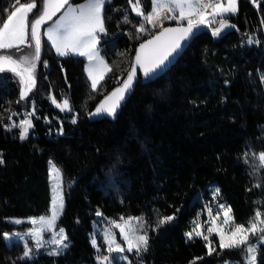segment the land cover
I'll use <instances>...</instances> for the list:
<instances>
[{
	"label": "trees",
	"instance_id": "1",
	"mask_svg": "<svg viewBox=\"0 0 264 264\" xmlns=\"http://www.w3.org/2000/svg\"><path fill=\"white\" fill-rule=\"evenodd\" d=\"M13 5L15 0H0V16ZM142 6L150 11L151 0H142ZM125 14L131 23L123 22ZM104 17L102 53L112 71L97 91L84 57H60L49 44L26 99L20 100L19 78L0 72V234L16 227L10 217L48 211L52 157L64 174L59 224L71 241L60 255L44 252L20 260L21 245L9 246L0 235V264H98L91 244L97 211L105 217L145 218L148 250L140 256L133 252L132 264H218L233 258V250L218 253L216 234L211 240L217 251L208 255L202 238L188 240L185 233L198 214L205 217L200 198L208 197L213 184L236 223L246 224L257 208L264 212V168L255 155L264 152V0H239L238 13L225 15L235 27L219 36L212 35L219 16L201 25L163 75L149 79L137 68L114 118L88 113L121 85L137 46L161 28L146 24L149 31L138 33L142 18L128 0H108ZM171 24L186 21L164 20L163 27ZM249 37L259 43L249 44ZM51 97L68 98L73 110L61 111ZM33 107L34 127L26 139L19 138V128L6 130L4 125L19 124ZM173 214V221L155 229L160 217ZM257 262L264 264V246Z\"/></svg>",
	"mask_w": 264,
	"mask_h": 264
},
{
	"label": "snow or ice",
	"instance_id": "2",
	"mask_svg": "<svg viewBox=\"0 0 264 264\" xmlns=\"http://www.w3.org/2000/svg\"><path fill=\"white\" fill-rule=\"evenodd\" d=\"M108 0H85L84 3L73 6L70 0H42V4H38L37 0H28V2L21 3V0H15L13 5L14 10L9 11L5 9L6 16H0V50L16 49L20 51L23 46L33 47L34 53L29 55H21L14 58L11 54H0V72L10 71L19 78L20 100L28 97L29 93L36 86L35 69L37 62L40 61L42 39L40 28L46 21H52L53 17L64 9L63 13L55 20L54 24L47 27L43 35L51 42L52 47L56 50L59 56H67L70 54H77L85 56L88 64L85 67L89 79L91 81V88L93 91L98 90V85L104 80L105 75L112 71V67L107 64L105 58L100 55L97 48L98 33L106 32L104 25L105 17L103 10ZM238 0H151V9L148 12L143 10L142 0H128L132 7V11L142 18V22L137 27V32L143 34L149 31L147 25L153 28L159 27L162 30L152 36L151 39L145 40L136 49L134 62L127 73L121 85L111 93L105 95L104 99L96 106L93 112H89V116L107 114L108 116L115 117L121 102L126 98V94L132 87V82L136 78L137 68L142 70L145 77L156 73L163 68L170 57L181 48V41L190 39L201 25L215 20L220 17L218 21L219 26L212 29L213 36H219L222 31L228 28H234L235 25L229 23L225 18V14L234 15L237 12ZM255 4L257 0H252ZM211 9V13H208ZM38 10L39 14L35 19L30 20V15ZM170 13H173L170 15ZM124 23H131L127 14L123 16ZM164 20L186 21L187 26L180 25L178 27H163ZM264 23V21H262ZM249 44L259 43L258 40H253L249 37ZM123 55V53L121 54ZM47 66V61L43 62ZM52 103L55 104L61 111L71 112L72 106L68 98H64L62 103L57 102L55 97H51ZM19 103V101H17ZM34 104V102H33ZM35 112L27 113V117H31ZM11 120V117H9ZM71 122H77V115L72 116ZM6 130L11 131L13 128H19V138L24 140L29 134V129L34 127L33 122L29 118L19 121V124L12 122L4 125ZM62 132V127H61ZM260 162V167L264 168V152L255 154ZM247 156V153H245ZM4 163L0 158V164ZM50 163V179H56V189H59L60 181L62 179V170L57 167L53 162ZM53 174L55 176L53 177ZM261 187L259 183L254 185ZM220 193V189L216 188L213 192L215 198ZM63 196L54 197L49 208L50 215L40 217H29L33 225L39 223L40 227L29 229V235L36 241L35 246L29 247V243L24 236L20 233L4 232L0 235L6 240H12L15 236L22 240L23 253L19 257L20 260L32 259L34 249H41L44 244L51 243L54 245L49 251L48 255H60L63 250L69 247L67 236L64 228H58L56 234L49 240L43 239V232L45 230L51 231L57 227L56 221L63 213ZM216 217L220 216L223 212V225L229 226L225 230L222 226L215 225V218L212 217V209H208L209 217L213 226L207 228V234L201 231V225L197 220L192 223L194 227L191 231L185 233L188 240L194 238H202L205 241L207 254H214L217 249L213 246V241L210 239L211 234L215 233L219 237V249L221 251L231 249H241L245 255V264H257V252L261 246H264V212L257 208L254 215L249 218L245 223H236L232 215L230 205L223 203L218 204ZM96 215L102 216L100 211ZM175 219V215H166L159 218L155 229H158L165 223L171 222ZM117 220L110 221V224L120 230V235L123 238L124 244L116 240L115 235L112 233L111 228L105 229L103 239L107 245L108 255L99 254L100 245L96 239V233H93L91 244L93 248L97 249L98 255L96 259L98 264H114L119 260H128L127 255L114 256L113 254H122L127 250L128 253H135L140 256L142 252H146L149 246L148 230L142 217L127 218L120 217ZM16 224L22 223L21 220L16 219L11 221ZM153 229V230H155ZM253 237H256L253 242ZM196 259H203L202 257ZM195 264V261L190 262ZM225 264H228L226 261Z\"/></svg>",
	"mask_w": 264,
	"mask_h": 264
},
{
	"label": "rangeland",
	"instance_id": "3",
	"mask_svg": "<svg viewBox=\"0 0 264 264\" xmlns=\"http://www.w3.org/2000/svg\"><path fill=\"white\" fill-rule=\"evenodd\" d=\"M84 2H85V0H81V1H77V2L76 1H73V0L70 1V3L74 7L77 6V5H79V4H82ZM237 9L238 10H237L236 14L239 11V0L237 2ZM63 11H64V9H62L60 13H57V15L53 17L52 21H46L45 24L42 25L41 28H40L41 39H42L41 57H42V55L44 53L45 45H48V44L51 45V42L48 40V38L43 35V32H44V30L47 27H50V26H52L54 24L55 20H57L59 18V16L63 13ZM207 11H208V13H211V9H208ZM37 15L38 14H37L36 10H34V12L30 15L29 19L30 20L35 19ZM103 15H104V10H103ZM225 15H230V14H225ZM209 21H211V17H209ZM104 25H105V21H104ZM105 28H106V26H105ZM103 34L104 33H98V41H99V43L97 44V48L99 49L100 55L104 57V55L102 53V45H101L102 35ZM53 51L56 53V50L54 48H53ZM32 53H34V48L33 47H27V46H23L20 51H17L16 49H12V50H0V54H11V55L14 56V58H18L21 55H29V56H31ZM70 56H80V55L70 54V55H67V56H60V57H70ZM41 57H40V59H41ZM81 57H84L86 59V65H87L89 63L88 60H87V58L85 56H81ZM39 62L40 61L37 62V67L35 69V76H37V72H38V68H39ZM107 64H108V62H107ZM102 82L103 81H101L100 84ZM62 100H57V102L62 103ZM63 112H65V111H63ZM27 118H29V119L32 120V116L31 117H27ZM32 122H33V120H32ZM30 130H31V128L29 129V133H30ZM50 161L53 162L57 167H59L61 169V167L56 163V161L52 157L49 158L48 163ZM49 169H50V163H49ZM54 176H55V174H53V177ZM49 179H50V174H49ZM56 184H57L56 179H54V178L53 179H50V187H51L52 200H53L54 197H58L59 195L62 194V196H63V202H64V207H65V190H64V174H63V171H62V179L60 181V186H59V189L58 190L56 189ZM216 188H219L217 184L211 185L210 188H209L208 197L207 198H202V197L200 198L201 201H202V203H203V212L205 214V217L204 218L203 217H200L197 220V223H199L202 226L200 230L203 231L205 234H207V228L213 226L212 223H211V218L209 217V214H208V209L209 208L212 209V217L215 218V225L216 226H222V227L225 228V230H228V228H229V226L223 225V212L220 213V216L219 217H216V212L218 210V208H217L218 204L223 203V204L227 205L226 202L220 201L218 199V196H216L215 198L213 197V192H214V190ZM52 200H51V203H52ZM64 207H63V212H64ZM46 215H50L49 209H48L47 212H45L43 214H40V215H33V216H26V217H10V218L7 219L9 222H11L13 220H16V219H19V220L22 221V223L16 224V223L11 222L16 227L13 230L7 231V232H9V233H20L22 236L25 237V239H27V241L29 243V247H33L34 248L36 241L29 235V229L40 227V225H39V223H37L36 225H33L28 218L29 217H40V216H46ZM61 216L62 215H60L59 218H58V220L56 221L57 227L55 229H52L51 231L45 230L43 232L42 235H43V239L45 241H49L56 234V232L58 231V228H61L62 227V228L65 229V227H63V226H61L59 224V220H60ZM129 216H132V217H142V216H135V215H129ZM129 216H126L125 215L123 217L127 218ZM120 217H122V216H120ZM119 218L105 217L104 215L98 217L97 215H95V221H94V224H93V231H92V234H91V238H92L93 233H96V239H97L98 244L100 245L99 254L108 255L107 245H106V243H105V241L103 239V233H104V230L105 229L111 228V231L115 235L116 240L118 242H121L122 244H124L123 238L120 235V230L118 228H115L114 226H112L110 224V221H112V220H117L118 222L122 223V221H119ZM142 218H143V221L145 222V225L147 227V223H146L145 218L144 217H142ZM245 225L247 226V224H245ZM193 227H194V224L192 225V228ZM192 228H191V230H192ZM65 234L67 236V241L66 242L69 244V247L67 249L63 250L62 253L66 252L70 248V246H71V241L69 239V235H68L66 229H65ZM213 234H215V233H213ZM213 234H211V236ZM211 236H210V239H211ZM217 238L219 240V237L218 236H217ZM252 239H253V242H254L255 239H256V237H253ZM6 242H7V244L9 246H12L15 242L19 243L21 245V247H22V251H21V255H22L23 250H24V248H23V243L24 242L22 240H20V239H18L17 237L14 236L12 238V240H6ZM124 246H125V249H126V244H124ZM52 247H54V245H52L51 243H47V244H44V246L41 249H39V250H35L34 249V255H33V257H35V256H37V255H39L41 253H44V252L45 253H48V251ZM215 247H217V245ZM95 250H96V253L98 255L97 249H95ZM231 250H233V252H234L233 258H226L225 260L220 261L218 264H225L226 261L228 262V264H245V255H246V253H244V251L243 250H240V249H231ZM218 253L223 254V252L220 251V250H218ZM131 254H133V253H128L127 250H125V252L122 253V254H115L114 253L113 255L114 256L127 255L128 256V260L131 261V264H132V259H131V256H130ZM236 254L238 256H236ZM257 254H258V252H257ZM243 256H244V258L241 261V257H243ZM117 262H122V263L128 264V261L119 260V259H117L114 262V264H116ZM257 264H258V262H257Z\"/></svg>",
	"mask_w": 264,
	"mask_h": 264
},
{
	"label": "water",
	"instance_id": "4",
	"mask_svg": "<svg viewBox=\"0 0 264 264\" xmlns=\"http://www.w3.org/2000/svg\"><path fill=\"white\" fill-rule=\"evenodd\" d=\"M180 25H183L185 27L187 26V24H171V25H166L164 27H172V28H175V27H178ZM161 30L162 29L158 30L157 32H159ZM198 32H199V29L195 32V35H193L190 39H187L185 41H181V45H182L181 48L178 49L177 52L174 53L172 57H170L169 61L166 62L165 66L163 68H161L160 70H158L156 73L151 74L150 76H148L146 78L152 79V78H156V77H159V76L163 75L179 59V57L186 51V49L189 46V44L191 43V41L194 40V38L198 35ZM155 34H153V35H155ZM152 36L146 38L145 40L151 39ZM145 40H143L141 43H143ZM139 45L137 46V48L139 47ZM135 54H136V52H135ZM141 72H142V70H141ZM142 74H143V72H142ZM127 96H128V93L126 94V98H127ZM126 98L123 101H125ZM96 116H108V115L107 114H101V115H96Z\"/></svg>",
	"mask_w": 264,
	"mask_h": 264
},
{
	"label": "crops",
	"instance_id": "5",
	"mask_svg": "<svg viewBox=\"0 0 264 264\" xmlns=\"http://www.w3.org/2000/svg\"><path fill=\"white\" fill-rule=\"evenodd\" d=\"M173 14V13H170V15ZM170 21H176V20H170Z\"/></svg>",
	"mask_w": 264,
	"mask_h": 264
}]
</instances>
